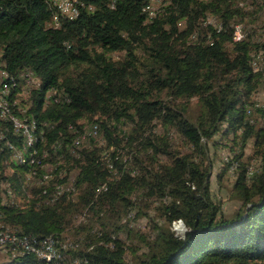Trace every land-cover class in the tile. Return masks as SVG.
<instances>
[{"label": "trees", "instance_id": "obj_1", "mask_svg": "<svg viewBox=\"0 0 264 264\" xmlns=\"http://www.w3.org/2000/svg\"><path fill=\"white\" fill-rule=\"evenodd\" d=\"M250 1L164 0L150 17L149 0H82L70 19L52 0H0V64L18 83L8 99L17 117L34 123L38 150L31 164L23 136L0 118L1 229L31 242L52 238L60 256L52 264H264V168L249 171L240 154L226 159L223 172L238 163L231 171L241 205L225 215L210 191L208 154L218 133L239 131L243 145L253 138L264 147V106L250 102L264 81V65L252 64L264 43L232 38L235 18L245 15L238 4ZM117 52L123 59H113ZM27 71L36 87L18 103ZM193 98L194 120L187 112ZM85 122L87 135L113 145L107 156L96 144L76 145ZM121 123L130 132L119 137ZM158 124L167 131L157 134ZM172 129L189 153L172 150ZM18 150L24 161L15 158ZM47 164L55 166L50 173ZM24 178L36 181L26 189ZM62 185L71 189L59 195ZM142 203H158L159 218L147 214L151 233L134 232L140 244L128 261L118 232L127 227L122 217L144 214ZM176 221L186 227L182 237L172 230ZM35 255H8L3 264H44Z\"/></svg>", "mask_w": 264, "mask_h": 264}, {"label": "rangeland", "instance_id": "obj_2", "mask_svg": "<svg viewBox=\"0 0 264 264\" xmlns=\"http://www.w3.org/2000/svg\"><path fill=\"white\" fill-rule=\"evenodd\" d=\"M74 1L75 0H67L66 3H71ZM164 3V0H149V4L146 7L145 11L149 14L150 17H152L156 15V13L160 10ZM238 6L245 12V15L242 19L238 17L235 18V23H239L235 25V29H239L241 35L240 38L242 39V37L245 35L246 37H251L253 44L258 45L260 43H264V0H253L248 3L241 4V6L238 4ZM150 17H148V19H151ZM207 24L218 26L213 17H207ZM54 26H56V24ZM111 56L114 60H120L123 59V52L113 53L111 54ZM255 59L260 66L264 65V54L255 56ZM19 81L21 86V92L18 94V103L27 100L28 96L26 97V95L29 90L36 87V80H28V77L24 78L23 76H20ZM50 94L53 95L56 93L53 92ZM250 102H254V104H257V106H264V81L260 84L257 91L250 97ZM187 112L189 118L192 120H194L198 116L199 105L196 98H193L190 101ZM259 120L258 123L260 124ZM84 124L86 125L85 127H83L81 133L83 134V136H81V139H76L79 140L78 144H80L81 141H83L81 145L83 147H90L91 145L96 144V146H99L104 149L102 154H105L107 152L105 154L107 156L108 152H111L113 150V145H111V147H106V143L104 142L103 138L98 134L95 135L93 133L95 135L94 137H92L91 135H87L88 124L86 122ZM166 131L167 129H163L162 126H160L159 124L157 125V128L155 130V132L160 135ZM123 132L129 133L130 127L124 123H121L118 127V132L116 134L121 137L123 135ZM238 136L239 131L231 132L229 135H223L221 133H218L212 138V140L208 144V154L213 162V167L211 171L212 175L210 179V191L213 199L221 204L222 210L225 215L232 214L241 205L240 201L235 198L234 195L233 176L235 174V171H231L232 165H237L238 167V163L236 161H233V163H230L231 165L228 166V170L223 172L222 165L226 162V159H229V162L230 160L232 162L233 157L235 155L240 154V162L247 164L249 166V171H255L257 169L261 170V168H264V147L258 145L253 138H249L246 141L245 145H243V143L239 140L240 138ZM169 138L173 151L180 152L182 154L190 152L189 145H187L184 138L175 130L172 129L169 131ZM125 142L126 139H124L123 143L121 144L122 148L126 146ZM119 151L121 152L122 159L124 161L130 159V155L127 154V149H119ZM25 153H28L27 150L25 151ZM65 162V157L61 158L57 165L65 164ZM54 168L55 166L47 164L45 170L47 171V173H50ZM71 174L74 176V173ZM73 176H69V182L73 181ZM35 181L36 179L33 180L31 178L27 180L26 178H24L25 188L27 189V187H31V185H33ZM70 186L71 185L65 187L66 190L71 189ZM44 191L45 190L42 191V194H44ZM29 193L30 192H28V194L26 195V198H30L33 196V194ZM49 196H51V194H49ZM14 198H16L15 200L18 204H26L25 197L16 194ZM157 206H159L158 203H146L145 205L142 203L141 207L144 214L135 218V209L134 211L130 212L127 216L122 217L121 223L127 225V227L123 228L122 231H119L118 236L125 242L126 247L129 248L125 254L126 260L133 261V255L131 253V250L135 249L136 247L139 248L140 241L134 235V232L140 230V232L145 234L151 233L152 229L149 217L153 219L159 218V211L157 210ZM147 214H149V217ZM83 220L84 217L79 216L77 218L76 223ZM129 229H132L131 233L128 231ZM172 230L176 236L182 237L184 232L186 231V227L181 221H176L172 224ZM71 240L72 239L66 240L67 244L70 245V243L72 242ZM7 250L8 249L6 247H0V264L7 262V257H9L8 255H10V259L13 258Z\"/></svg>", "mask_w": 264, "mask_h": 264}, {"label": "bare ground", "instance_id": "obj_3", "mask_svg": "<svg viewBox=\"0 0 264 264\" xmlns=\"http://www.w3.org/2000/svg\"><path fill=\"white\" fill-rule=\"evenodd\" d=\"M66 1L67 0H62V2H64V3H66ZM76 1L77 0H75L74 2H76ZM113 2H114V0H113ZM53 5H54V3H53ZM112 5H113V3H111V6ZM57 25H58V23L56 21V26ZM48 26H50V25H48ZM215 27H217V26H215ZM218 28H220V25L218 26ZM240 37H241V35H240L239 29H237V28L234 29L233 36H232L233 40L236 41V42L237 41H240L241 40ZM1 64H0V74L7 76L9 82H7V83L4 82V91L6 92V94L2 93V90L0 88V118L6 119V120L10 121L12 123V125H13V128H14L15 132L23 136V138H24L25 151L27 150V152H28L27 155H28V157L30 159V163L33 164V163H35L37 161L36 160V156L38 155V150L34 146L35 143L37 142V136L34 133V131H35V125H34L33 122L28 123L24 119H21V118L17 117L16 116V113L15 112H12V109H13V108L11 109V103L12 102H10L8 98H10L11 88L12 87H15L16 80L17 79L14 78V77H12V76H10L8 74V71H6L4 68H2L3 66ZM252 64L254 66L253 67L254 70H257L259 68L257 66L259 64L256 62V59L253 60ZM29 75L31 76V80H36L34 78V75H33L32 72L29 71ZM20 76L27 77V72L22 73ZM14 105H16V104H14ZM14 105H12V106H14ZM13 113H15V114H13ZM1 139H2V135H0V140ZM78 143H79V140L76 141V144H78ZM6 144L9 146V148H13V150L16 149V148H14V146L8 140H7V143ZM15 156H16V159H18V160H21V161L22 160L23 161L25 160V158L22 159L23 158L22 157L23 154H22L21 151L19 152V150L18 151H15ZM64 191H66V188L63 187V185L57 187V194L60 195ZM1 226H0V237H1V232H10L8 230H2L1 229ZM10 233H13V232H10ZM43 240H48V241H43L42 242V255H49V254H51V261L49 262V264H52L53 262H55L54 261L55 259L60 258L59 254L57 252L59 250L56 249V242L52 238H45ZM66 246H67L66 244H62V248H65ZM27 252L28 253H34L36 255H40V246L37 245V247H35V245L33 246L32 244L27 245ZM61 261H62V259H61ZM80 263L81 262H79V261H75L72 264H80Z\"/></svg>", "mask_w": 264, "mask_h": 264}, {"label": "built area", "instance_id": "obj_4", "mask_svg": "<svg viewBox=\"0 0 264 264\" xmlns=\"http://www.w3.org/2000/svg\"><path fill=\"white\" fill-rule=\"evenodd\" d=\"M52 2L63 16L68 17L70 19L76 18L79 14V7L83 6L82 0H77L76 2H71V3H64L62 2V0H54ZM27 77L28 80H31V76L29 75L28 71H27ZM4 82H8V77L0 74V88L2 90V93L6 94V92L4 91ZM15 85L17 86L18 83ZM49 97L50 95L47 97V99ZM43 241H48V240L31 242L27 237L21 236L20 234L17 233L1 232L0 247L2 248L6 247L8 249L7 251H11L12 257L16 258L17 256H22L23 254L28 253L27 245L38 244L40 246V255H35V256L43 260L44 264H49V262L51 261V254L42 255ZM61 249H62V245H61Z\"/></svg>", "mask_w": 264, "mask_h": 264}]
</instances>
